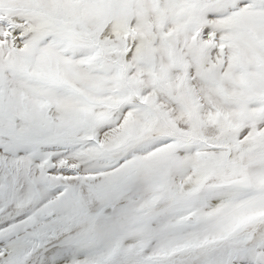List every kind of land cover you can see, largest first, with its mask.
I'll return each instance as SVG.
<instances>
[{"label":"snow or ice","instance_id":"snow-or-ice-1","mask_svg":"<svg viewBox=\"0 0 264 264\" xmlns=\"http://www.w3.org/2000/svg\"><path fill=\"white\" fill-rule=\"evenodd\" d=\"M0 264H264V0H0Z\"/></svg>","mask_w":264,"mask_h":264}]
</instances>
